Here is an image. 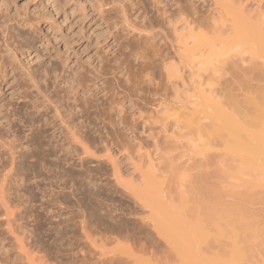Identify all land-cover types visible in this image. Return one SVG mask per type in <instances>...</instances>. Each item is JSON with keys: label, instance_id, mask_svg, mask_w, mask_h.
Listing matches in <instances>:
<instances>
[{"label": "rangeland", "instance_id": "374dc122", "mask_svg": "<svg viewBox=\"0 0 264 264\" xmlns=\"http://www.w3.org/2000/svg\"><path fill=\"white\" fill-rule=\"evenodd\" d=\"M186 1L187 0L185 1L183 0V2H186ZM193 1L195 3V4L193 3L195 6H198L200 4V1L198 0L197 1L193 0ZM206 1H205L206 3H204L206 4V7L204 5L203 9L207 8L208 4H210L211 2L210 0H206ZM248 1L249 0H247L246 2ZM1 2L3 3L5 2L7 8L9 6L8 10H10V14L16 11L14 14L19 12L20 15H24L25 13V15L27 14L26 16L29 15L28 17H31L30 14L32 13L34 14L32 15V17L34 18V16L35 17L37 16L35 15V12L41 11L39 13H36L39 16L41 14L40 16L41 18L37 17L39 18V23L35 25L36 27L33 26L32 27L33 29L28 28V27H23L24 29L19 28V32L21 31L20 33H23L22 34L23 37L25 36L31 39L30 44L32 43L31 45H34L29 50L31 52L30 53L31 56L26 57L24 60H22L23 59L22 57L21 58L19 57V58L20 60H22L21 62H23V64L24 62H26L25 65H27L28 68L30 67V69L38 70L36 74L38 78L41 77L39 81V85L41 86L42 91L47 90V93L49 92V95H51V91L53 92L57 88L55 91H56V94L58 95L57 96L58 98L56 97L55 98L56 100L58 99L57 101H59L60 98L61 99L59 102H57L59 103V105L57 103L56 104L58 106H61L63 104L66 107L64 108V106H62L60 110L61 111L65 110V113H64L66 115L65 119L67 120L68 123L72 122L69 124V127L70 125L75 126L74 123L76 122H77L76 123L77 126L75 127H77L78 129L83 127L81 128L83 131L82 133L75 127H74L75 129L73 130L74 134L76 130L81 133L80 134L79 132L78 133L76 132V134H78L79 136L84 135L83 137L82 136L79 137L76 134L75 136L74 135L73 136L75 138L76 136H78L77 138L83 141V143L87 146V149H86L87 152L82 153V148H81L82 145L81 146L77 145V143L80 141L78 139H77L78 140L77 143L74 141L75 140L74 139L73 141L75 142V144L73 142L71 145L72 140L70 142L69 137H71L70 139L74 138L73 136H70L71 133L73 134V132L70 130V129H73V127L72 128L70 127L69 129L70 134L68 133L69 134V135L67 134L68 136L64 134L65 132H68L67 131L68 129L62 131L63 126L64 128L66 127L60 122H59V125L61 124V127L58 125V122H53L52 124L42 126L41 128L39 127L36 128L39 131V133L43 130L42 131L43 133L41 132L42 135L40 134L42 138L39 140V143L38 142L34 143L36 146L33 144L32 140L30 139L28 140L27 142L28 146L23 147V149L21 150L24 156L26 154L27 155L24 157L22 154L20 157V160H19V157L16 159V166H19V167L22 166V167L19 168L14 165L15 169L16 168L17 169L14 173H11V174L13 175L17 174V175L15 177L13 175H10V178H9L10 180H13V182L10 181L11 183L10 182L9 183L14 185V191L16 193H13V194L14 195L16 194V195L14 196L12 194L11 196L13 197L8 196L7 197L8 201L6 199H4L6 201L4 200L2 201L3 203L5 202V204L7 205L2 203V206H0V264H96V263L97 264H100V263L101 264H104V263L105 264L106 263L107 264H118L117 263L118 260H119V263L121 262L124 264H128L130 262L132 263V261L135 260L136 258L140 260L142 259L143 261L149 258L148 261H145V263H143V261L141 263V261L137 259L136 264H152L149 262V260L152 261L154 264L156 263L159 264L160 261L164 259L161 257L162 255L161 252L163 251L166 253L168 246L171 247L170 249L172 252L170 251L169 248H168V251L173 254H176V257L178 256L177 259L180 258L182 255H184L185 253L184 249L185 248L187 249V247L191 248L190 250L192 251L193 249L194 251L197 250L196 252L199 253L198 252L199 248H197L199 247L197 246L199 243L198 242L199 237L196 236L195 238L196 231H194L195 229L193 230L192 228L194 227V225L189 226L188 221L186 222V220L184 221H181V220H182V217L183 219L185 218V219L190 220L192 219V216L194 215V214L192 215L189 210H188L189 212H187V210H185L184 208H190V210L191 208H193V210H195L194 207L197 208L198 206H200L199 202L201 201H203V204L204 202L205 203L210 202L214 204L215 203L214 201L215 200L217 201V198H214L215 200L214 199L212 200L210 198L209 200L208 199L201 200V197H204V195L202 196L201 194L196 192L194 190L195 188L194 185L191 184V182L193 184L195 183L193 181V178H194L193 176H195V173L197 174L198 171L202 172L201 170H203V168L204 169L206 168L205 169L206 173L204 172L205 175L204 173L202 174V176L203 175L205 176L204 178L205 180H202L201 185L206 186V184H208L210 181L211 182L213 181L212 184L213 183L216 184V186L215 185L214 186H215V189L216 188L218 189V192H217L218 200L222 202L221 206H223L224 208L229 206L228 208L224 209V211L226 210L225 211L226 214L229 213L227 214V216L229 215L231 218L230 219L231 222H233V224H230L231 228L235 226L237 233H239L241 237L242 236L247 237V240L245 241H243L241 237H239L241 240L239 239L238 245H239V250L241 249V246L242 247L245 246L244 249L240 250V252L242 253V250L245 252L247 249L248 252L247 253L245 252V253H246V256L248 257L246 259L245 253H242V258H240V262L239 260H237L235 263L236 264H264V262L262 261L264 260V171H258V170H255L253 166L252 167L248 166L251 163L246 162L245 164H243V162L245 161L243 160L242 162V159H240L241 153L237 151H235L236 153L235 152L230 153V151H228L229 148L226 147L225 144L223 143L221 144L219 142L217 138V134L215 135V132H214L215 129L212 128L213 126L211 127L210 125L206 126L207 125L206 123L211 122V121L213 122L214 119L216 118L215 116L216 111L214 108L215 105L213 104L211 96L209 95V90L217 87L215 81H208V82L205 81V84H203L202 83L203 80H201L202 86L199 84L200 87L195 86L194 85L195 83H193L194 89L191 85L192 83L189 86V83L186 82V85H184L185 87L182 85L181 86L185 90L187 91L189 90V92L183 90L182 87L181 89L179 86L181 90L178 91L179 93H177V95L173 89L171 90V88L170 89L168 88L167 89L168 91L166 89L165 90L162 89V93H163V90L166 91V94H165L166 95L165 97L167 99L166 101H168V99L170 98L169 101L171 103L168 101L169 103H166L167 106H169L170 108V106L173 105L171 106V109L167 111V114L163 116H161L163 114L162 113L163 108H161L162 110H160L161 106L159 108L158 107L154 108V106L152 105L154 104L153 100L151 101L152 103H150V100H151L150 97L157 98L159 96L151 95L152 94L151 88H153L154 86H152L153 85L152 82H151L152 84L149 83L150 82L149 80L153 78L154 82L155 81L159 82L161 87L167 85L165 83L164 74L162 70V62H160L161 59H159L161 58L159 54L161 55L163 53V51L161 53V50H164L162 46L163 42L158 41L159 36L155 38L153 37L154 35H157L158 32L162 33L164 37H167V39H174L175 37L174 31H172L173 30L172 27H170L169 24L165 23L166 22L165 16L164 14H162V11L164 9L163 0H138V1L137 0H2V1L0 0V9L4 8ZM189 3L191 4V1H189ZM257 3L258 5H261V7L264 9V0H260L259 2L254 0L249 5L248 4L246 5V9L255 10L258 6ZM190 4H189V7H190ZM244 4L245 3L241 1V6L244 7ZM194 5H191V6L193 7ZM171 8L173 9L174 7L172 6ZM174 19H173V23L171 22V24L173 25H175L174 23L176 22L174 21ZM37 25L39 26L37 27ZM178 26H179V23H177L174 27L176 28ZM178 28L180 30V26ZM149 46L150 48L155 49L158 53H154L155 51L152 49H149ZM143 47L144 48L147 47V49L145 48L146 51H144L143 53L144 55H146V58L142 54L141 56H143L145 60L143 59V61H141L142 57L139 54H141L143 50L141 51L138 49H143ZM226 48H227L228 55H242L243 57L246 56V58H247V55H249V51L251 50L250 49L251 46L248 43H234V44L227 45ZM34 49H37V50H34ZM36 54L39 55V57L41 56V58L43 59L34 58ZM253 59L255 60V58ZM40 61L44 63V65H42ZM47 63L49 64L47 65ZM41 65L54 68L55 72L57 70L58 71L55 74H53L52 71L51 72L49 71L51 73L50 76L52 75L51 77H49V75L43 74V71H44L43 69L44 68L48 69V67L42 68ZM41 70H42V75H40ZM63 71L65 72V74ZM96 73L98 77H96L97 76ZM150 73L152 74V78L151 76H149ZM208 73H210V70L207 69L206 72H203V77H205L206 74ZM72 74H75L76 79L78 77L80 78L79 82L81 86L77 87V91L75 90L76 94H78L79 96L76 95L74 91L70 93L68 96L71 99H69L67 96L64 97L65 99H62L63 97L61 96L64 94L63 86H65L64 85L65 82L63 81L66 80L68 75L71 78ZM43 75H44V78H43ZM58 75L60 78L58 77ZM11 79L12 77H10V80L8 79V81L10 82ZM93 79H95V81ZM96 82L98 85L97 88H95L94 86ZM99 85L101 86V88L99 87ZM47 87L49 91L48 89H45ZM3 88H4L5 93L6 92L7 93L3 94L4 97L3 96L0 97V99L2 97L4 98V100L3 98L1 99L3 102L0 101V105L15 101V102H12L13 104L11 103L15 108H16V106L14 105L15 103H17L16 104L17 108L22 107L20 108V110L16 108L17 110H15L16 112L15 116H17L16 118H18V116L19 118L20 116L23 118L24 115L22 114H24V109L29 105V103L26 105L20 99L14 98L16 97V95H13L12 93L13 88H10L11 90L9 89L8 86L7 87L3 86ZM139 90H141L142 92ZM181 91L184 94L181 93ZM184 91L186 92V94ZM53 93H52V96L56 95ZM159 93H161V91ZM81 94H84V97H82ZM190 94L192 96L194 94L198 96L197 98L199 101L198 103L199 106L196 107L197 109L195 108L196 111L191 116L189 114H185V111L186 113L188 112L187 111L188 108L186 106L187 104L185 103L188 100H190L188 96H190L191 99L194 98V97H191ZM11 95L13 96L12 98L13 100L11 99L12 97ZM52 96H50L52 98L51 100L55 99L54 96L53 97ZM77 96L80 100L77 98ZM66 97H67V101L65 102ZM72 97H75V98H72ZM179 97H181L182 99L181 98L179 99ZM9 99H11L12 101L10 100L9 102ZM81 99L82 100L84 99L86 102L84 100L82 101ZM129 100H131L132 102H135L136 105L134 103L133 104L135 106H133V104L131 105L132 102ZM61 101L63 103H61ZM76 101H78L79 104L83 103L82 105H84L85 103L86 105L91 106L90 104H92L91 106L92 108L90 109V107L86 108L87 106L85 107L83 106V108H85L84 110L86 111V112L84 111L85 112L84 114L82 106L80 105L81 107H79ZM144 101L147 104L144 103ZM75 102L77 106L76 104H74ZM87 102H89V104H87ZM100 102H102L103 104V105L101 104L102 106L98 104ZM93 103L95 104L93 105ZM175 103H178V104L180 103V105H177ZM97 104H98V107H97ZM67 106H69V110ZM74 106L77 108V110ZM93 106H96V108L95 107L93 108ZM178 106L180 108H178ZM50 108H52V110L50 109L49 110L50 112L52 111L51 113L53 115L54 110H53L52 105ZM70 108L71 109L73 108L72 111L75 112L74 113L75 116L73 115L72 111H71L72 113L68 112L70 111ZM81 109H82L83 114L86 117L83 116L82 112L80 111ZM18 110L20 113L18 112ZM31 110L32 109L29 108L28 111H31ZM49 110L47 111L48 113L46 112L48 116L50 114ZM21 111H23V113H21ZM181 111L184 112L185 114L184 116L181 114ZM197 111H200L199 112L200 114H198ZM3 112L6 113V111L4 110ZM40 112H42L41 114H43L42 108L40 109ZM174 112L175 113L177 112V113L174 114ZM46 113L44 112L43 116H45ZM76 114H79V116H77ZM88 114L89 115L91 114V115L87 116ZM180 114L182 115V117L178 116ZM204 115H206V117ZM187 116L193 117V118H195L196 116V120L200 118L199 120L203 122L202 124L204 125L206 124L205 127L204 128L200 127L202 129L196 128L197 130L193 129L195 126H190V124L188 125V119L186 121ZM74 117L77 120H75ZM81 117H84V118H81ZM89 117H91V119ZM6 119L8 120V118ZM0 121H1L0 124L2 122L4 123L6 122L4 117H0ZM201 121L199 122L201 123ZM13 122L14 123H10V124L11 126L14 125V127L12 126V128L17 129V134L19 133V136H23V134L25 135L27 134L28 136L30 134L28 138H31L32 131L30 129L28 130V127L22 126L23 124L20 123V121L18 120H16V123L18 124H16L15 121ZM4 123L3 125L2 124L0 125V128L1 129L3 128L6 131V129L9 128V127L7 128V126L8 125L10 126V124H7V123L4 124ZM80 123L82 124L80 125ZM95 125L96 127H94ZM186 125L188 128L186 127ZM59 127H60V130H59ZM4 130H1L0 132L2 131L5 132ZM99 130H102V131L100 132ZM61 131L64 133H62ZM98 133L100 136L98 135ZM80 143L81 141L79 142V144ZM32 145H34L35 147ZM74 146L75 148H73ZM77 156H82L83 161L82 162L78 161L79 157ZM79 164L80 166L82 165L81 168ZM202 164H204L205 166ZM188 166L191 169H189ZM194 166L195 167L197 166V167L195 168ZM198 166H200L202 169L200 170V167H199V170H198L197 169ZM6 168L8 169L9 166ZM13 171L14 169L12 168L11 172ZM140 171H142V173ZM145 171L150 172V173L148 172L149 174L148 176L145 173ZM143 172L145 175H143ZM86 174L88 175V177ZM140 174L143 176H141ZM11 176L13 177V179ZM58 176L60 177L58 178ZM66 176L67 178H65ZM151 177L152 178L155 177V179L154 178L150 179ZM14 178L16 180L18 179L20 180L19 181L20 185H17V183L16 184L14 183V181H16L14 180ZM207 178L208 179L211 178V180L208 181ZM23 179L26 181H24ZM59 179L62 181H59ZM146 179L149 180L150 182H148ZM157 180L160 181V182H157L156 184L157 186H155V187H158L157 192H159V196H160L159 198L156 197L158 193L156 192V188L153 187L154 186L153 184H155L156 183L155 181ZM145 181H147L148 183L147 185L144 184L146 183ZM206 181H208V183H206ZM251 181H253L252 184L255 183V185H253L254 187L252 186V184L250 186L249 183H251ZM131 182L133 183V185ZM128 183L131 184L130 189L132 190L129 189ZM137 183H138V186L136 185ZM123 184L125 186H121ZM141 184L144 187L145 186L148 187L150 190L146 189V187L144 188L143 186H141ZM212 184H210V186L214 188ZM122 187L123 188L125 187L124 188L125 190ZM142 187L146 191L147 190L151 191V193L149 192V194L147 195L148 192L144 191ZM189 187L192 189H190ZM139 188L142 189L143 193H141V190ZM188 188L190 189L189 191L192 192L190 193L193 195L189 194ZM126 189H128V191ZM138 189L140 190V192L138 191ZM19 191L22 197L19 196V193H18ZM136 191L138 192L137 194L138 197H139V193L143 194V197L142 195H140L141 196L139 197L140 199L142 198H144L145 200L151 199L150 201L153 200V202L157 200L160 201L161 204L159 203V205L157 204L158 201L154 202L155 204L152 203L154 205L156 204L158 205L156 206L158 207V209L156 210L154 209L155 207L153 205L150 206L151 202L148 203L147 201H145V204L148 203L146 204L147 208L153 207L151 209H154L153 210L154 212L158 210L157 211L158 213L156 212L158 216L156 214V217H159V214L163 215L164 213H166L165 215H163L164 218L166 217L165 219L163 218V216H161L162 218L160 217L159 219L162 227H164L163 226L164 224L166 227L165 229H170V228L171 229H182L183 227L182 225L186 224L185 226H188V227L184 229L185 234H187L188 231H191V233L190 232L188 233L190 237L187 236V239H185L186 237L184 239L182 238V240L179 239L183 242L178 241L177 239L176 241H173L172 244H169V245L168 244L166 245L162 243V241L155 239L156 238L155 234L150 232L149 230H146V227L142 226V223L139 220L138 216L139 215L141 216V214L144 215L142 212H145L146 214V211L148 212L149 209L144 210L146 208L144 207V205H141L142 201L144 200H140L141 201L140 202L138 197H137L138 200L134 199L137 196L135 195L137 193ZM193 191H195V193ZM130 194H132L133 196L135 195V197H133ZM23 195L25 196L23 197ZM194 195H198L200 198L198 196L197 197L200 200L198 201V198ZM130 196H132L133 199L130 198ZM179 196L180 198H178ZM187 196H189L192 199H193V196L194 198L196 197L195 201L199 205L195 204L196 202L191 201L192 200L191 199L190 205L193 206V204H195L196 206L194 207H191L189 205L186 206V204H188L189 202L188 203L186 202L185 204V201H189L187 199H190L189 197L187 198ZM169 197L172 198V200H168ZM182 197H184V199H182ZM239 197H242V198L244 197L245 199L244 198L242 199ZM20 199L22 201H19ZM179 199L180 200L182 199L181 202L185 204V207L183 208L180 207L181 205L178 203L180 202ZM134 200H137V204L139 202L140 204L137 205L136 202H133ZM161 200L165 201V203L162 202ZM236 200L237 202L239 200H240L239 202L242 201V203L239 204L238 202V204L241 206L243 205L244 207L243 209L246 211L245 215L242 212L241 214L246 216V213H247L248 216H250V218L247 216L249 219H247L246 217V221L249 220V222H247V226H245L246 224L244 226H241L245 222H242V221L239 222V218L242 216L240 215V213H239L240 215L239 218L237 216L235 217L238 211L242 209V208L239 209V207L238 208L235 207L237 205ZM168 201L170 204H167ZM227 201H232V202L235 201L236 205L233 204L234 207L232 206V208H230L231 202L226 203ZM21 202H23V204ZM77 203H78V206H77ZM217 203L220 205L219 201ZM162 204H163L162 208H159V206H161ZM173 204L174 205L177 204L178 206L177 205H175L176 207L172 206ZM203 204L201 202V206H200L201 208ZM4 205L7 206V210L6 208H4L5 210L1 208V207H4ZM140 205H141L140 209L137 208ZM141 208L143 209L141 210ZM199 208L196 209L197 210L196 212H199L198 211ZM233 208H235V210ZM236 209L237 210L239 209V210L237 211ZM174 211H176L175 213L178 214L177 215L178 217L174 215L175 214L173 213ZM235 211H237V213L234 215ZM136 212H138V216ZM232 212L233 214H231ZM135 213L138 219H136V216L133 215ZM130 214L132 216H130ZM179 214L181 217H179ZM149 215H151V213ZM133 216L135 217L134 220H136V222L139 221L140 223L139 222L136 223L133 220ZM253 217L255 218L257 223H255L256 221H254ZM101 218L102 219L104 218V219L102 220ZM226 218L227 217H224L222 220H220L222 221L220 223V226L221 224L222 226H228L227 221L229 219L226 220ZM257 218L259 221L257 220ZM161 219H163L164 222L161 221ZM176 219L177 221H175ZM82 220L84 221V222H81V225L83 224L82 225L83 228L82 227L80 228V224L78 223H80V221ZM230 220L228 222H230ZM241 220L244 221L243 217H241ZM194 221L195 220H193L192 222ZM252 221H254L255 226H256L254 227L257 230L258 229L260 230V227L262 228L260 232L256 231L255 229V231L258 232L255 234V232L252 231L251 226L253 225L251 224H254ZM119 222L120 224H117ZM86 224L88 225V227L86 226ZM141 226L142 228H140ZM85 227L87 228V230H85L86 232L90 229L89 230L90 232H87V236L89 235L88 233H90L89 235L90 238L87 237L86 234H85L86 237H84L83 236L84 234H82V231L86 229ZM244 227H247V229ZM136 228H138L139 230L142 229L141 230L142 232ZM81 229L83 230L80 231ZM209 229L210 231L212 230L210 226H209ZM245 229L247 230V232ZM192 230L194 231V233ZM118 231H120V233ZM146 231H148V233ZM210 231H208V238L210 237L212 240V237L214 236L213 235L214 230L213 232H210ZM220 232H219L220 233L219 235L215 234L216 236H218L219 239L222 238L221 236L222 233H225L222 231ZM144 234L145 235L148 234L149 237L148 236L144 237ZM249 234L251 236L250 241H248V238L250 237ZM104 235L106 238L109 237L110 239L106 240L103 237ZM120 235H122V237ZM227 235H229V233H227ZM151 236L154 239V240L151 239V241L153 240L152 242H154L152 243L153 245L151 244L150 240H149L150 242L149 241L147 242V240L150 239ZM230 236L231 235H229V237ZM142 237L144 239L148 238L145 240L147 244L144 243V239ZM193 238L197 241H194ZM90 239H91V242H89ZM116 239H119V240L117 241ZM223 239L224 238L219 240L221 241L220 243H223ZM110 240L112 241L110 242ZM155 240L157 241L155 242ZM185 240L190 242V243L188 242L189 246L188 244H185L184 242ZM213 240L215 241V239ZM105 241L107 242L109 241V242L107 243ZM119 241L123 243L124 246L123 244L118 243ZM225 241L227 244L228 243L227 240ZM215 242H213V245L215 244ZM229 242L231 243V241ZM125 243L127 244L125 245ZM142 243L146 245L145 248H144L145 246L144 244H143V247L141 246ZM183 243L186 247H183L184 246L182 245ZM200 243L202 244L203 242L200 241ZM210 243L212 244V241ZM230 243L228 244V246H226V244L224 243L223 244L224 246H226L227 249H230L232 247V246L229 247L230 245H232V243L231 244ZM247 243L251 244L249 245V248L247 247L248 246ZM163 244L166 246V251L164 249V246H162ZM205 244H208V246ZM205 244H204L205 247H207L210 251L212 247L210 248L211 245H209V242ZM223 244L216 243V246L215 245L213 246L214 252L210 251V253L211 252L215 253L216 251L215 249L218 248V245H223ZM252 245H253V251L251 254V251L249 253V249L252 247ZM140 246L142 247V249ZM156 246H159L157 247L159 248V250H157L159 252H160V248H162L160 253L156 251L155 249ZM118 247L120 249H118ZM127 247L129 248L126 249ZM205 247L202 245V248H205ZM181 248L183 249V251ZM207 248L205 249L207 250ZM122 249L126 250V252H124ZM151 249L152 251H154L152 255L153 258H151V252H152ZM219 249L220 248H218V250ZM223 249H220V251H221V254L224 255V252H222L224 251ZM98 250L100 252H98ZM127 250L130 252H128ZM148 250H150L151 252ZM218 250H217V253H218ZM105 251L111 252V253L106 254ZM203 251L204 250L202 249L201 252L203 253ZM122 252L124 253L123 255H122ZM127 252L129 254L128 255L126 254L127 255L126 256L125 253ZM132 252H135V254L134 253L132 254ZM208 252L206 253L208 254ZM155 253L156 254L158 253L157 254L158 256ZM171 253H170L171 258H174L175 260V256L173 257L172 256L173 254L171 255ZM144 254L146 255V257ZM132 255H134V257ZM225 255H228V251H227V254ZM114 256L117 258H115ZM109 257H111L110 258L111 262L109 261L110 263L108 262ZM113 257H114L113 259L114 261L112 260ZM155 257L156 258L161 257L160 258L161 260L159 259L160 260L159 261ZM101 258L103 259V261H105V258H108V260L106 259V261L102 263L100 262L102 261ZM177 261L170 260L171 264L172 262L176 263ZM216 262L217 261H215V264H217ZM133 263L135 264V261ZM166 264L168 263L166 262Z\"/></svg>", "mask_w": 264, "mask_h": 264}, {"label": "bare ground", "instance_id": "6f19581e", "mask_svg": "<svg viewBox=\"0 0 264 264\" xmlns=\"http://www.w3.org/2000/svg\"><path fill=\"white\" fill-rule=\"evenodd\" d=\"M2 1V0H1ZM138 1V0H137ZM164 1V3H163V5H164V9H163V11H162V14H164V16H165V23H167V24H169L170 25V27H172V31H174V39H167V37H164L163 36V34L162 33H159L158 32V34L157 35H154V33H153V35H154V37L153 38H155V37H157V36H159V40L158 41H160V42H163V44H162V46H163V49L164 50H161V53H162V51H163V53L160 55L159 54V56L161 57V58H159V59H161V61L160 62H162V70H163V74H164V79H165V83L167 84V85H165V86H163V87H161L160 86V83L159 82H154V80H153V78H152V74L150 75L149 74V76H151V78L152 79H150L149 81V83H153V85L152 86H154L153 88H151L152 89V96H156V95H158L159 97H157V98H152V97H150V103H152L151 101L153 100V102H154V104H152L153 106H154V108H159L160 106V110H162L161 108H163V111H162V115L161 116H163V115H165V114H167V111L168 110H170L171 109V106H173V105H171L170 106V108H169V106H167V104L166 103H169L170 101H169V99H168V101H166L167 99H166V91H164L165 89L167 90L168 88L170 89L171 88V90L173 89L175 92H176V95H177V93H179L178 91H180L183 87L182 86H184V85H186V82L187 83H189V86H190V84L192 85V87H193V89H194V86H193V83H195L194 85L195 86H199L200 87V85L202 86V84H201V80H203L202 81V83L203 84H205V81L206 82H208V81H215V83H216V85H217V87H215V88H212V89H210L209 90V95L211 96V99H212V101H213V104L215 105V116H216V118L214 119V121L212 122H208V123H206L205 125L206 126H209L210 125V127L211 126H213L212 128H214L215 130H214V132H215V135L217 134V138H218V140H219V142L222 144H225L226 145V147H228L229 148V150L228 151H230V153H233V152H235V151H237V152H239V153H241V157H240V159H242V162H243V160L245 161V162H243V164H245L246 162L247 163H251V164H253V165H251V164H249L248 166H250V167H252L253 166V168L255 169V170H258V171H264V9L261 7V5H258V3H257V8L255 9V10H247L246 9V5L248 4H250L251 2H253L254 0H249L248 2H246L247 0H210L209 2H210V4H208V6H207V8H204L203 9V7H204V5H205V7H206V4H204V3H206L207 1L206 0H198V1H200V4L198 5V6H195L194 4V1L193 0H189V1H191V4L189 3V1H188V3L190 4V7H189V4L187 3V1L186 2H183V0H163ZM171 1V2H170ZM185 1V0H184ZM197 1V0H196ZM195 1V2H196ZM206 1V2H205ZM241 1L242 2H244L245 4H244V7L243 6H241ZM257 2H259L260 0H256ZM6 2V1H5ZM4 2V3H5ZM2 3V5L4 6V8L2 9H0V97L1 96H3V94H6L5 93V91H4V88H3V86L5 87H9V89L10 88H13V90H12V93H13V95H16V97H14V98H16V99H20L21 101H23V103L24 104H28L29 103V105L24 109V114H22V115H24V117L22 118L21 116H20V118H19V116H18V118H16L17 116H15L16 115V112H15V110H17V109H19L20 110V108H22V107H20V108H17V103H15L14 105L16 106V108L12 105L13 103L12 102H15V101H12L13 99V96L11 97V99H9V102H10V100L12 101L11 103H5V104H1L0 105V117H4L5 118V121L7 120L6 118H8V120L5 122V123H7V124H10V123H14L13 121H15V123H16V120H18V121H20V123H22L23 125L22 126H26V127H28V130L30 129L32 132H31V134H32V136H31V138H28V136L30 135H28L27 136V134L25 135V134H23V136H19V133L17 134V129H14V128H12V126L14 127V125H12L11 126V124H10V126L8 125L7 126V128L8 129H6V131L2 128H0V131L1 130H4L5 132H0V206H2V201L4 200V199H8L7 197L8 196H11L13 193H16L15 191H14V185L13 184H10L11 182H13V180H10L9 178H10V175H13V174H11V173H14L15 171H16V169H15V166H16V159L19 157V160H20V157H21V155L23 154L22 153V149H23V147H27L28 145H27V142H28V140L30 139V140H32L33 141V144L34 143H39V140L42 138V133L40 132L39 133V131L36 129L37 127H39V128H41L42 126H45V125H49V124H52L53 122H58V125H59V122L61 123V124H63V125H65V127L66 128H64V126H63V130L62 131H64V130H66V129H68L67 131L68 132H62V133H64V134H68L69 133V129H70V127L72 128L73 127V129H70L72 132H73V130L75 129V128H77V127H75V126H77L76 125V123H74L75 124V126L73 125H70V127H69V124L70 123H72V122H70L69 120V122L70 123H68L67 122V120L65 119V117H66V115L64 114L65 113V110H63V111H61L60 110V108L62 107V106H64L63 104L61 105V106H58L59 105V103H57V102H59L60 101V99H59V101H57L56 100V98H58L57 96V94H56V87H54V88H56L53 92L51 91V95H49V92L47 93V90H45V91H42L41 90V86L39 85V81H40V78H38L37 77V74H36V72L38 71V70H34V69H30V67L28 68V66L27 65H25V63L26 62H24V64H23V62H21L22 60H24L26 57H29V56H31L30 55V48H32V46H34V45H31L30 44V40L31 39H29L28 37H23V33H20L19 32V28H23V27H28V28H31V29H33L32 27L33 26H35L36 24H38L39 23V18H41L40 16H41V14H40V16L38 15V14H36V13H39V12H41V11H39V12H35V15H37L36 17L34 16V18L32 17V15H34V14H30L31 15V17H28V16H26L25 15V13H24V15H20L19 14V12H17L16 14H14L15 12H12V14H10V10H8V8H9V6H8V8H7V6H6V3H5V5H4V3L3 2H1ZM170 3V4H169ZM194 3V4H193ZM8 4V3H7ZM169 4V5H168ZM9 5V4H8ZM168 5V6H167ZM175 5V6H174ZM191 5H194L193 7L191 6ZM201 5V6H200ZM2 6V7H3ZM174 7L173 9L171 8V7ZM171 8V9H170ZM263 9V10H262ZM33 10V9H32ZM39 10V9H38ZM44 10V9H43ZM106 12V11H105ZM108 12V11H107ZM21 13V12H20ZM43 13V12H42ZM102 13V12H101ZM100 13V14H101ZM22 14V13H21ZM44 15V14H43ZM42 15V16H43ZM37 17H39V18H37ZM44 17V16H43ZM45 18V17H44ZM43 18V19H44ZM175 18V19H174ZM173 19H174V21H176L174 24L176 25L177 23H179V26H180V30H179V26L178 27H174L175 25H173V24H171V22L173 23ZM34 21V22H33ZM173 25V26H172ZM39 25H37V27H38ZM36 27V26H35ZM34 27V28H35ZM174 27V28H173ZM41 28V27H40ZM24 29V28H23ZM177 29V30H176ZM30 30V29H29ZM178 31V32H177ZM23 32V31H22ZM144 41H146V40H144ZM143 41V42H144ZM116 43V42H115ZM147 43V42H146ZM234 43H248V44H250V46H251V50L249 51V55H247V58H246V56L245 57H243L242 55H228L227 54V48H226V46L227 45H230V44H234ZM145 45V44H144ZM148 46V45H147ZM252 46H254V47H252ZM146 49H147V47H145ZM145 48L143 47V49H138V50H143L142 52H141V54H139L140 56L144 53V51H146L145 50ZM149 49H152V48H150V46H149ZM34 50H37V49H34ZM33 50V51H34ZM152 50H154L155 52L154 53H158L155 49H152ZM32 51V52H33ZM140 52V51H139ZM151 53V52H150ZM154 53H152V54H154ZM148 54V53H147ZM144 55V54H143ZM156 55V54H155ZM225 55V56H224ZM227 55V56H226ZM248 56H249V58H248ZM22 57L23 59L22 60H20V58ZM142 58H141V61H143V56H141ZM144 57L146 58V55H144ZM155 57V56H154ZM34 58H41V56L39 57V55H35L34 56ZM253 58H255V60H257V61H255ZM41 59H43V58H41ZM155 59V58H154ZM145 60V59H144ZM156 60V59H155ZM43 61V60H42ZM149 61V60H148ZM41 62V61H40ZM39 62V63H40ZM48 62V61H47ZM42 63V62H41ZM40 63V64H41ZM46 64V63H45ZM49 63H47V65H48ZM122 64V63H121ZM144 64V63H143ZM145 64H146V62H145ZM148 64V63H147ZM151 64V63H150ZM42 65H44V63H42ZM41 65V66H42ZM52 65V64H51ZM56 65V64H55ZM62 65V64H61ZM27 66V67H26ZM123 66V65H122ZM144 66V65H143ZM147 66H149V65H147ZM43 67H46V66H42V68ZM48 67V66H47ZM46 67V68H47ZM215 67H217V68H215ZM150 68V67H149ZM49 69V70H48ZM48 69H43L44 71H43V74H45V75H49V77H51L50 76V72L52 71L53 72V74H55L56 72H55V70H54V68H51V67H48ZM56 69H58V68H56ZM63 69V68H62ZM146 69V68H145ZM207 69L208 70H210V73H208V74H206V78L205 77H203V72H206L207 71ZM147 70H149V69H147ZM50 71V72H49ZM41 73H40V75H42V70L40 71ZM64 72V71H63ZM67 72V71H66ZM61 73V72H60ZM64 74H65V72H64ZM63 74V75H64ZM185 74H186V76H185ZM39 75V74H38ZM61 75V74H60ZM96 75H97V73H96ZM56 76V75H55ZM55 76H53V77H55ZM10 77H12V79H11V81L9 82L8 81V79L10 80ZM57 77V76H56ZM58 77H59V75H58ZM65 77H67V76H65ZM95 77V76H94ZM96 77H98V75L96 76ZM95 77V78H96ZM185 77H187V78H185ZM43 78H44V75H43ZM60 78V77H59ZM70 77H69V75H68V77L66 78V80H64L63 82H65V86H63L64 87V89H63V93L65 94H63L61 97H63L62 99H65L64 97L65 96H69V94L70 93H72V92H74L75 90L77 91V87L78 86H81V84H80V78H79V80H78V78L76 79V76H75V74H72V76H71V78L69 79ZM147 78V77H146ZM55 79H57V78H55ZM65 79V78H64ZM97 79V78H96ZM149 79V78H148ZM51 80V79H50ZM60 80V79H59ZM94 81H95V79H93ZM14 83H16V84H14ZM42 83V82H41ZM62 83V82H61ZM151 83V84H152ZM3 84V85H2ZM58 84V83H57ZM94 84V83H93ZM200 84V85H199ZM52 85V84H51ZM182 85V86H181ZM188 85V84H187ZM94 86H95V88H97L98 87V85H97V82L94 84ZM179 86H180V88H179ZM45 87H46V85H45ZM50 87V86H49ZM52 87V86H51ZM61 87V86H60ZM99 87L101 88V86L99 85ZM185 87V86H184ZM94 88V89H95ZM178 88H179V90H178ZM45 89H48V87L47 88H45ZM53 89V88H52ZM162 89H164L163 90V93H164V95H163V93H162ZM187 89V88H186ZM11 90V89H10ZM32 90V91H31ZM34 90V91H33ZM59 90V89H58ZM183 90H185L184 88H183ZM48 91H49V89H48ZM76 91L74 92L75 94H76ZM82 91V90H81ZM139 91H141V90H139ZM161 91V93H159ZM168 91V90H167ZM185 91H187V90H185ZM184 91V92H185ZM83 92V91H82ZM142 92V91H141ZM150 92H151V90H150ZM187 92H189V90L187 91ZM195 92V91H194ZM9 93H11V92H9ZM52 93L53 94H56V95H53L54 96V98L55 99H53V100H55V101H53V100H51L52 98L50 97V96H52ZM58 93V92H57ZM62 93V92H61ZM79 93V92H78ZM173 93V92H172ZM181 93H183L182 91H181ZM174 94V93H173ZM184 94V93H183ZM185 94H186V92H185ZM76 95H78V94H76ZM82 95V97H84V94H81ZM149 95H150V93H149ZM167 95H169V94H167ZM191 95V94H190ZM6 96V95H5ZM41 96V97H40ZM52 96V97H53ZM60 96V95H59ZM79 96V95H78ZM78 96H77V98H78ZM188 96V95H187ZM4 97V96H3ZM2 97V98H3ZM67 97H66V100H65V102L67 101ZM76 97V96H75ZM75 97H72V98H75ZM172 97H174V96H172ZM189 97V99L190 100H188L187 102H185L186 104V106H187V108H188V112L186 113V111H185V114H189L190 116L192 115V114H194L195 113V111H196V107H198L199 106V101H198V96H196L195 94L192 96L191 95V97H194V98H190V96H188ZM1 98V99H2ZM7 98V97H6ZM69 98V97H68ZM140 98V97H139ZM138 98V99H139ZM168 98V97H167ZM181 97H179V99H180ZM185 98H187V97H185ZM197 98V99H196ZM0 99V101H2ZM15 99V100H16ZM69 99H71V98H69ZM68 99V100H69ZM79 99V98H78ZM85 99V98H84ZM83 99V100H84ZM182 99V98H181ZM3 100H4V98H3ZM6 100V99H5ZM80 100V99H79ZM82 100V99H81ZM82 100V101H83ZM142 100V99H141ZM184 100V99H183ZM62 101H64V100H62ZM61 101V103H63ZM70 101H72V100H70ZM69 101V102H70ZM74 101H75V99H74ZM85 101V100H84ZM129 101H131V100H129ZM186 101V100H185ZM3 102V101H2ZM7 102V101H6ZM77 103H78V101H76ZM76 102L74 103V104H76ZM86 102V101H85ZM98 102V101H97ZM132 102V101H131ZM176 102H178V101H176ZM58 105H57V104ZM91 103V102H90ZM135 104V102H132L131 103V105L132 104ZM144 103H146L145 101H144ZM171 103V102H170ZM68 104V103H67ZM67 104H65V105H67ZM73 104V105H74ZM83 104V103H82ZM82 104H79L78 103V106L79 107H81L82 106V109H83V112L85 111L84 109L85 108H83V106L85 107V106H87L86 108H88V107H90V109L92 108L91 106H92V104H90L91 106H88V105H86L85 103H84V105H82ZM87 104H89V102H87ZM95 103H93V105H94ZM98 104H102V102H100V103H98ZM98 104H97V107H98ZM133 104V106H135ZM147 104V103H146ZM175 104H177V105H180V103L178 104V103H175ZM182 104V103H181ZM51 105H52V107H53V112H54V114L52 115V111L50 112V110H52V108H50L51 107ZM70 105H71V103H70ZM81 105V106H80ZM103 105V104H102ZM101 105V106H102ZM144 105V104H143ZM169 105V104H168ZM76 106H77V104H76ZM190 106V107H189ZM71 107V106H70ZM73 107V106H72ZM75 107V106H74ZM96 108V106H93V108ZM130 107H132V106H130ZM177 107V106H176ZM29 108H31L32 110L31 111H28L29 110ZM42 108V111H43V114H41L42 112H40V109ZM64 108H66L65 106H64ZM67 108H68V110H69V106H67ZM76 108V107H75ZM178 108H180L179 106H178ZM196 108V109H195ZM22 109V110H23ZM50 109V110H49ZM73 109V108H72ZM72 109L70 108V111H68L67 109V111L69 112V113H72L73 111H72ZM79 109V108H78ZM82 109L80 110L81 112H82ZM99 109H101V108H99ZM176 109V108H175ZM174 109V110H175ZM183 109V108H182ZM186 109V108H185ZM3 110L4 111H6V113L5 112H3ZM19 110H18V112H19ZM49 110V112H50V114H49V116H48V111ZM76 110H77V108H76ZM75 110V111H76ZM87 110H89V109H87ZM104 110V109H103ZM102 110V111H103ZM159 110V109H158ZM157 110V111H158ZM184 110V109H183ZM66 111V112H67ZM72 111V112H71ZM98 111V110H97ZM178 111V110H177ZM44 112L46 113V115L45 116H43L44 115ZM81 112H80V114H81ZM83 112H82V114H83ZM86 112V111H85ZM85 112H84V114H85ZM140 112V111H139ZM200 111H197V113L198 114H200L199 113ZM20 113V112H19ZM21 113H23V111H21ZM74 113L75 112H73V115H74ZM90 113V112H89ZM103 113V112H102ZM141 113V112H140ZM177 113V112H176ZM175 112H174V114H176ZM179 113H180V111H179ZM196 113V114H197ZM18 114V113H17ZM82 114H81V116H82ZM83 114V116H85ZM181 114L184 116L185 114H184V112H182L181 111ZM178 115V116H181L182 117V115ZM72 115V114H71ZM77 116H79V114H76ZM91 115V114H90ZM89 114L87 115V116H90ZM93 115V114H92ZM43 116V117H42ZM75 116V115H74ZM98 116V115H97ZM198 116V115H197ZM205 117H206V115H204ZM86 117V116H85ZM177 117V116H176ZM181 117H179V118H181ZM204 117V118H205ZM75 118V117H74ZM80 118V117H79ZM81 118H84V117H81ZM90 119H91V117H89ZM97 118H99V117H97ZM202 118H203V116H202ZM201 118V119H202ZM1 119H3V118H1ZM187 119H188V125L190 124V126H195L193 129H196V128H200V127H202V128H204L205 127V125L204 124H202L203 122L201 121V120H199L200 118H198L197 120H196V116H195V118H193V117H188L187 116V118H186V121H187ZM208 119V118H207ZM55 120H57V121H55ZM75 120H77L76 118H75ZM86 120V119H85ZM178 120V119H177ZM176 120V121H177ZM2 121V120H1ZM0 121V122H1ZM96 121V120H95ZM175 121V122H176ZM199 121H201V123L199 122ZM87 122V121H86ZM3 123L4 122H2L1 124L3 125ZM4 123V124H5ZM84 123V122H83ZM210 123V124H209ZM211 123H212V125H211ZM0 124V125H1ZM16 124H18V123H16ZM54 124H56V123H54ZM61 124L59 125L60 127H61ZM79 124V123H78ZM82 123H80V125H81ZM86 124H88V123H86ZM79 125V126H80ZM204 125V126H203ZM5 126V125H4ZM4 126H2V127H4ZM78 126V127H79ZM84 126V125H83ZM104 126V125H103ZM51 127H52V125H51ZM60 127H59V130H60ZM75 127V128H74ZM85 127V126H84ZM87 127V126H86ZM94 127H96V125L94 126ZM186 127H187V125H186ZM4 128H6V127H4ZM49 128V127H48ZM81 128H83V127H81ZM81 128H77L81 133L83 132L82 131V129ZM97 128H98V126H97ZM181 128V127H180ZM185 128V127H184ZM188 128V127H187ZM191 128V127H190ZM202 128H200V129H202ZM56 129V128H55ZM177 129V128H176ZM199 129V130H200ZM26 130V129H25ZM40 130V129H39ZM97 130V129H96ZM104 130V129H103ZM197 130V129H196ZM24 131V130H23ZM70 131V132H71ZM79 131H76L75 130V134H76V132L78 133ZM100 132L102 131V130H99ZM58 132V131H57ZM79 132V133H80ZM59 133V132H58ZM80 133V134H81ZM41 134V135H40ZM46 134V133H45ZM52 134V133H51ZM70 134V133H69ZM68 134V135H69ZM75 134H74V132H73V134L71 133L70 134V136H75ZM85 134V133H84ZM103 134V133H102ZM58 135H60V134H58ZM63 135V134H62ZM67 135V136H68ZM76 135H78V134H76ZM97 135V134H96ZM98 135H99V133H98ZM47 136V135H46ZM73 136V137H74ZM79 136V135H78ZM78 136H76V138L74 137V138H72V139H70L71 137H69V140H70V142H71V140H72V142H71V145H72V143L75 141L76 143L78 142V140H80V139H78L77 137ZM82 137L84 136V135H81ZM81 136H79V137H81ZM100 136V135H99ZM44 137V136H43ZM63 137V136H62ZM65 137V136H64ZM68 138V137H67ZM45 139V138H44ZM49 139V138H48ZM75 139V140H74ZM78 139V140H77ZM84 139H85V137H84ZM50 140V139H49ZM74 140V141H73ZM77 140V141H76ZM93 140V139H92ZM53 141V140H52ZM81 141V143L79 144V142ZM78 143H77V145L78 146H81V148H82V153H86L87 152V146L83 143V141L82 140H80ZM54 142V141H53ZM68 142V141H67ZM75 142H74V144H75ZM89 142V141H88ZM29 143H31V142H29ZM28 143V144H29ZM91 143V142H90ZM92 143H93V141H92ZM156 143V142H155ZM54 144V143H53ZM52 144V145H53ZM65 144V143H64ZM68 144H70V143H68ZM86 146V148H85V146ZM35 145V144H34ZM34 145H32V146H34ZM92 145V144H91ZM30 146V145H29ZM36 146V145H35ZM34 146V147H35ZM70 146V145H69ZM69 146H68V148H69ZM90 146V145H89ZM53 147V146H52ZM56 147V146H55ZM71 147V146H70ZM77 147V146H76ZM33 148V147H32ZM51 148V147H50ZM65 148V147H64ZM72 148V147H71ZM73 148H75V146L73 147ZM19 149V150H18ZM42 149V148H41ZM50 150V149H49ZM48 150V151H49ZM54 150V149H53ZM56 150V149H55ZM231 150H232V152H231ZM71 151H73V150H71ZM78 151V150H77ZM36 152V151H35ZM34 152V153H35ZM40 152V151H39ZM59 152V151H58ZM33 153V152H32ZM77 153V152H76ZM236 153V152H235ZM235 153H234V155H235ZM75 154V153H74ZM27 155V154H26ZM25 155V156H26ZM54 155V154H53ZM70 155H71V153H70ZM23 156H24V154H23ZM22 156V157H23ZM24 156V157H25ZM42 156V155H41ZM56 156V155H55ZM64 156V155H63ZM53 157V156H52ZM77 157H79L78 159V161H80V162H82L83 161V158H82V156H77ZM40 158V157H39ZM60 158V157H59ZM76 158V157H75ZM27 159V158H26ZM43 159V158H42ZM77 159V158H76ZM24 161V160H23ZM56 161V160H55ZM58 161V160H57ZM69 161V160H68ZM21 162V161H20ZM48 162V161H47ZM73 162V161H72ZM46 163V162H45ZM53 163H55V162H53ZM57 163V162H56ZM58 163H60V162H58ZM66 163V162H65ZM68 163V162H67ZM85 163V162H84ZM192 164V163H191ZM15 165V166H14ZM17 165H18V163H17ZM24 165V164H23ZM27 165V164H26ZM25 165V166H26ZM86 165V164H85ZM201 165V164H200ZM202 165H204V164H202ZM9 166V168L7 169L6 167H8ZM14 166V167H13ZM46 166V165H45ZM48 166V165H47ZM56 166V165H55ZM58 166V165H57ZM70 166V165H69ZM79 166H80V164H79ZM82 166V165H81ZM81 166H80V168H81ZM190 166V165H189ZM188 166V168L189 169H191L190 167ZM193 166V165H192ZM205 166V165H204ZM16 167H19V166H16ZM20 167H22V166H20ZM19 167V168H20ZM32 167V166H31ZM43 167V166H42ZM54 167V166H53ZM61 167V166H60ZM64 167V166H63ZM76 167V166H75ZM195 167V166H194ZM197 167V166H196ZM195 167V168H196ZM199 167L200 166H198V170H199ZM12 168L14 169V171L13 172H11L12 171ZM25 168V167H24ZM22 169V168H21ZM20 169V170H21ZM32 169V168H31ZM64 169V168H63ZM148 169H150V168H148ZM147 169V170H148ZM202 168L200 167V170H201ZM206 169V168H205ZM205 169L203 168V170H201L202 172H199L198 171V173L196 174L195 173V176H191L192 178H193V181L195 182L194 184L191 182V184L192 185H194V190L196 191V192H198L199 194H201L202 196L204 195V197H201V200L203 199H208L209 200V198L210 199H214V198H217V201L215 200L214 202V204L213 203H210V202H204V204H203V201H201L202 202V208L200 207L201 206V202H199L200 203V206H198L199 204L195 201V199H196V197L198 196V195H194V196H196L195 198H194V196H193V199L192 198H190L189 196H187V198L189 197L190 199H187V200H189V201H185V204H186V202L188 203V204H186V206L187 205H189V206H191L190 205V200L191 201H194V202H196L195 204H198L197 206V208H195L194 206H196L195 204H193V203H191V204H193V206H191V207H194V209L195 210H193V208H191V210H190V208H184L185 210H187V212H189L190 211V213L193 215H195V213H196V215L194 216H192V219H190V220H188V219H183V217H182V220L181 221H184V220H186V222L188 221V225L189 226H193L194 225V227H192L193 228V230L194 231H196V233H195V238H196V236H198L199 238V240H198V242L200 243V241H202L203 243L201 244L200 243V245H201V247H200V245H199V243H198V245L197 246H199V247H197V248H199V250H198V252L199 253H197L196 251L197 250H195L194 251V249H193V251L192 250H190L191 248H188L187 247V249H188V251H187V249L185 248L184 249V252L186 253H184V255H182L180 258H178L177 259V257H176V254H173V253H171L172 251H171V247L170 246H168L167 247V251H168V248L170 249V251L171 252H167L166 251V246L164 245V244H172V242L173 241H176L177 239H178V241H181L182 240V238L184 239L185 237V239H187V236H189L188 235V233L190 232L191 233V231H188L187 232V234H185V230L184 229H186L188 226H185L186 224H184V225H182L183 227H182V229H165L166 227H165V225L163 224V226L164 227H162L161 226V223H160V221H159V219H160V217L161 216H163V215H165L166 213H162L163 215H160L159 214V217H156V214L158 213L157 211H153L154 209L156 210V209H158V207H156V206H158L159 205V203H160V201H158L157 199V201H158V205L156 204V205H154L155 203L154 202H157V201H154L153 202V200L152 201H150L151 199H144V198H142V199H140L139 197H141L140 195H142V197H143V194H141V193H143V191H142V189H143V185L141 184V186H143L142 187V189H140L141 190V193H139V197H138V192L135 194V195H137L136 196V198H134V199H137L138 200V198H139V201L140 200H144V201H142V203H141V205H144V207L146 208V209H144V210H148L149 209V211L147 212L146 211V214H145V212H142L144 215H142L140 212H141V210L143 209V208H141V210H140V214H141V216L139 215L138 216V212H136L137 213V216L139 217V220H140V222L142 223V226H144V227H146V230H149L150 232H152V233H154L155 234V236H156V238L155 239H157V240H159V241H162V243H164L162 246H164V249H165V251H166V253L165 252H161V249L162 248H160V252L162 253V255H161V257L162 258H164V259H162V261H160L161 259V257L160 258H156L157 260H159L160 261V263L159 264H166V262L169 264H171V262H170V260L171 261H177L176 263L177 264H182V263H184V264H212V262H213V264H215V261H217L216 263L217 264H236L235 262L237 261V260H239V262H240V258H242V253H247L248 252V250L246 249V251L244 252L243 250H242V253L240 252V250L241 249H244V247H242L241 246V244H240V246H241V249L239 250V245H238V243H239V237H241L240 235H239V233H237V231H236V228H235V226H233L232 228H231V225L230 224H233V222H231V218H230V216L228 215L227 216V214H229V213H227L226 214V210L224 211V209H226V208H228V207H226V208H224L223 206H221L222 204V202L220 201V200H218V189L216 190L215 189V186H216V184H212V182L210 181L211 180V178L210 179H208L207 178V180L208 181H210L209 183L210 184H212L213 186H214V188L213 187H211L210 186V184L208 183V181H206V183H208L209 184V186H208V184H206V186H202L201 185V183H202V180H205L204 178H205ZM30 170V169H29ZM50 170V169H49ZM58 170V169H57ZM89 170V169H88ZM26 171V170H25ZM196 171V170H195ZM22 172V171H21ZM30 172V171H29ZM59 172V171H58ZM80 172V171H79ZM141 173H142V171H140ZM149 172V171H148ZM148 172H146L145 171V173L147 174V176L149 175L148 174ZM205 172V173H204ZM91 173V172H90ZM150 173V172H149ZM194 173V172H193ZM204 173V177L202 176V174ZM66 174V173H65ZM85 174V173H84ZM88 174V173H87ZM86 174V175H87ZM17 175V174H16ZM16 175H13L14 177L16 176ZM68 175V174H67ZM96 175V174H95ZM141 175V174H140ZM139 175V176H140ZM143 175H145L144 174V172H143ZM143 175H141V176H143ZM209 175H211V174H209ZM22 176H24V175H22ZM21 176V177H22ZM146 176V177H147ZM151 176V175H150ZM149 176V177H150ZM12 177V176H11ZM60 176H58V178H59ZM69 177V176H68ZM72 177V176H71ZM75 177V176H74ZM74 177H73V179H74ZM85 177V176H84ZM87 177H88V175H87ZM145 177V176H144ZM202 177V178H201ZM35 178V177H34ZM65 178H67V176L65 177ZM154 179H155V177H153ZM152 177L150 178V179H153ZM12 179H13V177H12ZM21 179V178H20ZM145 179V178H144ZM148 179V178H147ZM146 179V180H147ZM14 180H16L15 178H14ZM24 180V179H23ZM88 180V179H87ZM89 180H91V179H89ZM116 180V179H115ZM143 180V179H142ZM11 181V182H10ZM20 180L18 179V180H16V181H14V183L16 184L17 183V185H20V182H19ZM24 181H26V180H24ZM29 181V180H28ZM59 181H62V180H60L59 179ZM65 181V180H64ZM63 181V182H64ZM72 181V180H71ZM148 182H150L149 180H147ZM147 181H145L146 183H144L145 185H147L148 183H147ZM10 182V183H9ZM18 182H19V184H18ZM90 182V181H89ZM156 183L155 184H153L154 186L153 187H155V186H157L156 184H157V182H160V181H155ZM197 182H198V184H197ZM215 182V181H214ZM250 182V181H249ZM252 182L253 181H251V183H249L250 184V186H251V184H252ZM85 183V182H84ZM93 183V182H92ZM117 183V182H116ZM132 183V182H131ZM139 183V182H138ZM138 183L136 184L137 186H138ZM153 183V182H152ZM87 184V183H86ZM129 184V183H128ZM127 184V185H128ZM158 184H160V183H158ZM73 185V184H72ZM88 185V184H87ZM130 185L131 184H129V189H130ZM132 185H133V183H132ZM197 185V186H196ZM253 185H255V183L254 184H252V186ZM61 186V185H60ZM80 186V185H79ZM82 186V185H81ZM93 186V185H92ZM100 186V185H99ZM99 186H98V188H99ZM118 186V185H117ZM121 186H125L124 184L123 185H121ZM15 187H16V185H15ZM20 187V186H19ZM72 187V186H71ZM96 187V186H95ZM146 187V186H145ZM144 187V188H145ZM191 187H193V186H191ZM254 187V186H253ZM85 188V187H84ZM88 188V187H87ZM120 188V187H119ZM123 188V187H122ZM125 188V187H124ZM123 188V189H124ZM128 188V187H127ZM131 188H132V186H131ZM156 188V192H157V189H158V187H155ZM190 188V187H189ZM188 188V192H189V194H191L192 192L191 191H189L190 189H192V188H190L189 189ZM81 189V188H80ZM83 189V188H82ZM94 189V188H93ZM101 189V188H100ZM122 189V190H123ZM138 189V191L140 192V190ZM146 189H148V190H150L148 187H146ZM215 189V190H214ZM18 190V189H17ZM16 190V191H17ZM25 190V189H24ZM61 190V189H60ZM68 190H70V189H68ZM125 190V189H124ZM127 191H128V189H126ZM130 190H132V189H130ZM144 190V189H143ZM146 191V190H144V191H146V192H148L147 193V195L149 194V192L151 193V191ZM160 190V189H159ZM23 191V190H22ZM50 191V190H49ZM53 191V190H52ZM51 191V192H52ZM62 191V190H61ZM99 191V190H98ZM195 191H193L194 193H195ZM29 192V191H28ZM34 192V191H33ZM43 192V191H42ZM191 192V193H190ZM225 192V191H224ZM19 193V196H21L20 195V191L18 192ZM22 193V192H21ZM54 193V192H53ZM68 193V192H67ZM131 193V192H130ZM158 193V195H156V197H160L159 196V192H157ZM156 193V194H157ZM202 193H204V194H202ZM24 194V193H23ZM49 194V193H48ZM47 194V195H48ZM51 194V193H50ZM62 194V193H61ZM89 194V193H88ZM91 194V193H90ZM127 194V193H126ZM133 194H134V192H133ZM14 195V194H13ZM16 195V194H15ZM14 195V196H15ZM55 195V194H54ZM69 195V194H68ZM100 195H101V193H100ZM128 195V194H127ZM130 195H132V194H130ZM135 195L133 196V197H135ZM153 195V194H152ZM191 195H193V194H191ZM228 195V194H227ZM25 195H23V197H24ZM27 196V195H26ZM91 196V195H90ZM124 196H126V195H124ZM132 196H130V198H132ZM151 196V195H150ZM184 196V195H183ZM221 196V195H220ZM225 196H226V194H225ZM239 196H241V195H239ZM244 196V195H243ZM6 197V198H5ZM11 197H13V196H11ZM22 197V196H21ZM30 197V196H29ZM32 197V196H31ZM70 197V196H69ZM128 197V196H127ZM138 197V198H137ZM145 197V196H144ZM152 197V196H151ZM155 197V198H156ZM199 197V196H198ZM197 197V198H198ZM229 197V196H228ZM238 197V196H237ZM16 198V197H15ZM52 198V197H51ZM57 198V197H56ZM56 198H55V200H56ZM75 198V197H74ZM148 198V197H147ZM178 198H180V196L178 197ZM200 198V197H199ZM198 198V201L200 200ZM227 198V197H226ZM239 198H242V197H239ZM244 198V197H243ZM242 198V199H243ZM247 198V197H246ZM53 199H54V197H53ZM66 199V198H65ZM127 199V198H126ZM133 199V198H132ZM163 199V198H162ZM182 199H184V197H182ZM182 199L180 200L179 199V201L180 202H178L181 206L180 207H185V204H183V202H181L182 201ZM231 199V198H230ZM235 199V198H234ZM245 199V198H244ZM6 200H4V201H6ZM137 200H134L133 202H136V204H137ZM160 200V199H159ZM168 200H172V198H170L169 197V199ZM224 200V199H223ZM229 200V199H228ZM233 200V199H232ZM238 200V199H237ZM237 200H236V202H237ZM241 200V199H240ZM239 200V201H240ZM8 201V200H7ZM19 201H22L21 199L19 200ZM23 201H25V200H23ZM76 201V200H75ZM98 201V200H97ZM145 201H147L148 203H150L151 205L150 206H154L155 208L154 209H151V208H153V207H148L147 208V205L146 204H148V203H146L145 204ZM162 201V200H161ZM174 201V200H173ZM220 202V205L217 203V202ZM226 201V200H225ZM238 201V202H239ZM127 202V201H126ZM141 202V201H140ZM140 202L137 204V205H139L140 204ZM162 202H164L165 203V201H162ZM228 202H231V206H230V208H232V206H233V204L234 205H236L235 207H239V209L240 208H242V209H236L237 211H238V213H237V211H235V213H234V215H235V217L237 216L238 218H239V216L240 215H242L241 214V212L242 213H244V215H245V210L243 209L244 207H243V205L241 206V205H239L240 203H242V201L241 202H239V204H238V202L236 203L235 201L234 202H232V201H227L226 203H228ZM22 204H23V202H21ZM25 203V202H24ZM65 203V202H64ZM88 203V202H87ZM152 203H154V204H152ZM177 203V204H178ZM236 203V204H235ZM3 204H5V202L3 203ZM55 204V203H54ZM59 204V203H58ZM135 204V203H134ZM135 204V205H136ZM161 204V203H160ZM167 204H170L169 203V201L167 202ZM171 204H172V202H171ZM177 204H175V205H177ZM5 205H7V204H5ZM4 205V207H1V208H3V210H5L4 208H6V210H7V206H5ZM73 205V204H72ZM141 205L139 206V207H137V208H139L140 209V207H141ZM174 204L172 205V206H175ZM184 205V206H183ZM61 206V205H60ZM77 206H78V203H77ZM162 206H163V204L161 205V206H159V208H162ZM169 206V205H168ZM172 206H170V207H172ZM178 206V205H177ZM130 207V206H129ZM143 207V206H142ZM169 207V208H170ZM176 207V206H175ZM200 207V208H199ZM234 207V206H233ZM59 208V207H58ZM199 208V212H196L197 210L196 209H198ZM151 209V210H150ZM172 209V208H171ZM234 210H235V208H233ZM2 210V209H1ZM76 210V209H75ZM78 210V209H77ZM102 210V209H101ZM136 210H138V209H136ZM143 210V211H144ZM173 210V209H172ZM171 210V211H172ZM189 210V211H188ZM193 210V211H192ZM233 210V211H234ZM249 210H251V209H249ZM14 211V210H13ZM12 211V212H13ZM151 211H153V212H151ZM230 211V210H229ZM4 212H6V211H4ZM134 212H135V210H134ZM133 212V213H134ZM157 212V213H156ZM159 212H160V210H159ZM162 212V211H161ZM163 212H164V210H163ZM176 211H174L173 213H175ZM178 212H180V211H178ZM182 212V211H181ZM193 212V213H192ZM224 212H225V214H224ZM227 212H228V210H227ZM130 213V212H129ZM136 213L135 214H133V215H135L136 216ZM151 213V215H149V214ZM239 213H240V215H239ZM3 214V213H2ZM5 214V213H4ZM98 214V213H97ZM231 214H233V212L231 213ZM255 214V213H254ZM10 215V214H9ZM119 215V214H118ZM121 215V214H120ZM153 215V216H152ZM154 215H155V217H154ZM175 216H177L178 214H174ZM244 215H242L241 217H243V219H244V221L243 220H241V217L239 218V222L240 221H242V222H245V223H243V225H241V226H244L245 224V226H247V222H249V220H247L246 221V217L248 216V214L246 213V216H244ZM250 215V214H249ZM3 216H5V215H3ZM8 216V215H7ZM130 216H132L131 214H130ZM136 216V219H138V217ZM157 216H158V214H157ZM253 216V215H252ZM261 216V215H260ZM67 217V216H66ZM83 217V216H82ZM111 217V216H110ZM109 217V218H110ZM113 217H115V216H113ZM178 217V216H177ZM179 217H181L180 216V214H179ZM224 217H227L226 218V220L227 219H229L230 220V222H228L227 221V225L228 226H222V224H221V226H220V223L222 222V221H220V220H222ZM249 218H250V216H248ZM247 217V219H249ZM257 217H258V215H257ZM7 218H9V217H7ZM61 218V217H60ZM112 218V217H111ZM134 216H133V220H134ZM162 218V217H161ZM163 218H164V216H163ZM166 218V217H165ZM164 218V219H165ZM195 218V219H194ZM254 218V217H253ZM89 219V218H88ZM102 219V218H101ZM104 219V218H103ZM102 219V220H103ZM113 219V218H112ZM158 219V220H157ZM174 219H175V217H174ZM80 220V219H79ZM121 220V219H120ZM120 220H118V221H120ZM131 220V219H130ZM193 220H195L194 222H192ZM253 220V219H252ZM257 220H258V218H257ZM4 221V220H3ZM68 221H70V220H68ZM117 221V222H118ZM135 222H136V220H134ZM161 221H163V219H161ZM175 221H177V219L175 220ZM178 221H180V220H178ZM238 221V220H237ZM254 221H256L255 220V218H254ZM254 221H252L253 223H254ZM259 221V220H258ZM66 222V221H65ZM81 222H84L83 220L82 221H80V223H78V224H80V228L82 227L83 228V224L81 225ZM123 222V221H122ZM137 222H139V221H137ZM136 222V223H137ZM139 222V223H140ZM164 222V221H163ZM190 222V223H189ZM241 222V223H242ZM261 222V221H260ZM8 223H9V221H8ZM127 223V222H126ZM134 223V222H133ZM138 223V224H139ZM185 223V222H184ZM255 223H257V221L255 222ZM255 223L254 224H251V225H253V226H251V229H252V231L253 232H255V234L256 233H258V232H260L261 230H262V228L260 227V230L258 229H256L255 227ZM259 223V222H258ZM7 224V223H6ZM77 224V225H78ZM117 224H120V222L119 223H117ZM179 224V223H178ZM190 224H192V225H190ZM260 224V223H259ZM23 225V224H22ZM85 225V224H84ZM125 225V224H124ZM131 225H132V223H131ZM181 225H180V227H181ZM56 226H58V225H56ZM86 226L88 227V225L86 224ZM92 226V225H91ZM138 226H140V225H138ZM142 226L140 227V228H142ZM185 226V227H184ZM209 226H210V228L212 229L211 231H210V229H209ZM213 226V227H212ZM230 226V227H229ZM255 226V227H254ZM101 227V226H100ZM103 227V226H102ZM219 227H221V228H219ZM226 228L227 229V231H226V229H224V228ZM229 227V228H228ZM8 228H9V226H8ZM75 228V227H74ZM86 228V227H85ZM95 228V227H94ZM124 228H125V226H124ZM191 228V229H192ZM214 228H216V229H214ZM235 228V229H234ZM244 228H246L247 229V227H244ZM259 228V227H258ZM64 229H65V227H64ZM97 229V228H96ZM136 229H138V228H136ZM208 229V230H207ZM232 230V232H231V230ZM245 229V230H246ZM255 229H256V231H258V232H256L255 231ZM83 229H81L80 231H82ZM85 230H87V228L86 229H84L83 231H82V234H84L83 236L84 237H86L87 236V232H90L89 230L86 232ZM139 230V229H138ZM137 230V231H138ZM142 230V229H141ZM141 230H139V231H141ZM184 230V231H183ZM192 230V231H193ZM213 230H214V232H215V230H216V232L214 233L213 232ZM224 230V231H223ZM229 230H230V232H229ZM59 231V230H58ZM86 233H85V232ZM144 231H145V229H144ZM194 231H193V233H194ZM208 231H210V232H213V237H212V240H211V238H210V240H209V238H208ZM218 231V232H217ZM220 231H222V232H225V233H222V238H224L223 239V243L224 244H226V241L225 240H227V244H226V246H228V244L230 243L229 241H231V243H232V245H230L229 247H231L230 249H227L226 248V246H224V244L223 243H220L221 241H219V240H221V239H219L218 238V236H216L215 234H220L221 232ZM110 232V231H109ZM119 233H120V231H118ZM142 232V231H141ZM147 233H148V231H146ZM220 232V233H219ZM229 233V235H231L230 237H229V235H227V233ZM246 232H247V230H246ZM27 233V232H26ZM115 233V232H114ZM117 233V232H116ZM118 233V234H119ZM144 233V232H143ZM232 233V234H231ZM244 233V232H243ZM85 234H86V236H85ZM89 235H90V233H88ZM224 234V235H223ZM225 234H226V236H225ZM87 236V237H89L90 238V236ZM102 235H103V233H102ZM108 235V234H107ZM126 235V234H125ZM125 235H123V236H125ZM151 235V234H150ZM194 235V234H193ZM258 235V234H257ZM259 235H260V233H259ZM121 237H122V235H120ZM138 236V235H137ZM139 236H140V234H139ZM146 236H148L149 237V235L147 234V235H145L144 234V237H146ZM154 236V237H155ZM249 236H250V234H249ZM248 236V237H249ZM106 240L107 239H110L109 237H105V235L103 236ZM120 237V238H121ZM131 237V236H130ZM190 237V236H189ZM192 237V236H191ZM217 238V240H216V238ZM226 237V238H225ZM257 237H259V236H257ZM62 238V237H61ZM98 238H100V237H98ZM119 238V237H118ZM124 238V237H123ZM143 238V237H142ZM207 238H208V240H207ZM250 238H251V236L248 238V241H250ZM67 239V238H66ZM88 239V238H87ZM92 239V238H91ZM91 239H90V241L89 242H91ZM105 239H103V240H105ZM112 239V238H111ZM131 239V238H130ZM144 239V238H143ZM146 239H148V238H146ZM146 239H144V243H146L147 244V242L150 240L151 241V239H153L152 238V236L150 237V239H148L147 240V242L145 241ZM179 239H181V240H179ZM194 239V238H193ZM213 239H215V241L213 240ZM241 239L243 240V241H245V240H247V237L246 236H242L241 237ZM240 239V240H241ZM69 240H71V239H69ZM76 240V239H75ZM93 240V239H92ZM97 240V239H96ZM99 240V239H98ZM117 241L119 240V239H116ZM124 240H126V239H124ZM123 240V241H124ZM154 240V239H153ZM152 240V241H153ZM157 240H155V242L157 241ZM188 240H189V238H188ZM190 240H192V239H190ZM88 241V240H87ZM112 240H110V242H111ZM129 241V240H128ZM149 241V242H150ZM151 241V244L152 243H154V242H152ZM194 241H197V240H195L194 239ZM212 241V244L210 243ZM225 241V242H224ZM99 242H101V241H99ZM105 242H107V241H105ZM109 242V241H108ZM107 242V243H108ZM114 242H116V241H114ZM181 242H183V241H181ZM185 242V244H188V246H189V241H187V240H185L184 241ZM189 242V243H188ZM193 242V241H192ZM207 242H209V245H211L210 246V251H213L214 252V245L216 246V243H218V244H223V245H218V248H220V249H223L224 251H222V252H224V255L223 254H221V251H220V249L218 250V248L217 249H215L216 251H215V253H210V251H209V249L207 248V247H205V245H207L208 246V244H205V243H207ZM213 242H215V244L213 245ZM104 243V242H103ZM118 243H120V244H123V243H121L120 241L118 242ZM117 243V244H118ZM144 243H142V245L141 244H139V245H141L142 247H143V244ZM157 243H159V242H157ZM156 243V244H157ZM195 243V242H194ZM193 243V244H194ZM230 243V244H231ZM246 243V242H245ZM251 243V242H250ZM101 244V243H100ZM119 244V245H120ZM127 243H125V245H126ZM129 244V243H128ZM148 244H150V243H148ZM161 244V243H160ZM159 244V245H160ZM205 244V245H204ZM248 244V248H249V245H251V244H249V243H247ZM246 244V245H247ZM254 244V243H253ZM97 245V244H96ZM103 245V244H102ZM134 245V244H133ZM145 245V244H144ZM153 245V244H152ZM182 245H184V243L182 244ZM195 245V244H194ZM202 245L205 247V248H207V250L209 251H207L205 248H202ZM244 245V244H243ZM92 246V245H91ZM123 246H124V244H123ZM140 246V247H141ZM222 246H223V248H222ZM98 247V246H97ZM115 247V246H114ZM113 247V248H114ZM122 247V246H121ZM136 247V246H135ZM142 247H141V249H142ZM146 247V245L144 246V248ZM154 247V246H153ZM157 247H159V246H156V251L157 250H159V248H157ZM161 247V246H160ZM183 247H186L185 245L183 246ZM251 247V246H250ZM99 248V247H98ZM116 248V247H115ZM114 248V249H115ZM129 247H127L126 249H128ZM138 248V247H137ZM143 248V249H144ZM201 248V249H200ZM227 250H226V249ZM252 248V249H251ZM250 249H249V253H250V251H251V254H252V251H253V245H252V247H251ZM101 249V248H100ZM118 249H120L119 247H118ZM124 249V248H123ZM122 249V250H123ZM132 249H133V247H132ZM147 249V248H146ZM163 249V250H164ZM182 249V248H181ZM204 250L203 251V253L201 252V250ZM103 250V249H102ZM109 250V249H108ZM136 250V249H135ZM217 250H218V253H217ZM230 250V251H229ZM112 251V250H111ZM124 252H126V250H123ZM128 251V250H127ZM132 251V250H131ZM134 251V250H133ZM142 251V250H141ZM148 251H150V250H148ZM151 251H152V249H151ZM150 251V252H151ZM179 251V250H178ZM182 251H183V249H182ZM190 251V252H189ZM227 251H228V255H225V254H227ZM98 252H100L99 250H98ZM104 252V251H103ZM120 252V251H119ZM118 252V253H119ZM128 252H130V251H128ZM125 253V255L127 254H129V253ZM153 252L154 251H152L151 252V258H153L152 257V255H153ZM158 253H160L159 251H157ZM181 252V251H180ZM206 252H208V254L206 253ZM231 252V253H230ZM105 253L106 254H110L111 252H107V251H105ZM115 253V252H114ZM135 254V252H132V254ZM157 253V254H158ZM170 253H171V255L174 257L175 256V260H174V258H171V256H170ZM178 253V252H177ZM246 253H245V258L247 259V257L248 256H246ZM104 254V253H103ZM105 254V255H106ZM112 254H113V252H112ZM111 254V255H112ZM120 254V253H119ZM124 253L122 252V255H123ZM141 254V253H140ZM156 254V253H155ZM155 254H154V256H155ZM156 254V255H157ZM230 254V255H229ZM126 255V256H127ZM130 255H131V253H130ZM129 255V256H130ZM138 255V254H137ZM145 255V254H144ZM207 255H209V256H207ZM250 255V254H249ZM113 256V255H112ZM116 256V255H115ZM114 256V257H115ZM125 256V257H126ZM133 257H134V255H132ZM131 256V257H132ZM158 256V255H157ZM251 256V255H250ZM249 256V257H250ZM114 257L112 258V260L114 259ZM130 257V258H131ZM137 257V256H136ZM145 257H146V255H145ZM149 257V256H148ZM147 257V258H148ZM244 257V256H243ZM85 258V257H84ZM110 258L111 257H109V260H108V258H105V261H106V259L108 260V262L110 261L111 262V260H110ZM115 258H117V257H115ZM144 258V257H143ZM154 258V259H155ZM102 259V258H101ZM132 259V258H131ZM138 258H136L135 260H133L132 261V263L130 262V263H128V264H134L133 262L135 261V264L137 263L136 262V260H137ZM149 259V258H148ZM148 259L147 260H145V261H148ZM153 259V260H154ZM155 259V260H156ZM173 259V260H172ZM83 260V259H82ZM100 260V259H99ZM116 260V259H115ZM138 260H140V259H138ZM95 261V260H94ZM105 261H103V259H102V261H100V262H102V263H104ZM114 261V260H113ZM127 261V260H126ZM131 261V260H130ZM141 261V263H142V259L140 260ZM145 261H143V263H145ZM159 261H157V262H159ZM166 261V262H165ZM182 263H181V262ZM196 261H198V262H196ZM263 262H264V260H262ZM109 262V263H110ZM115 262H117V261H115ZM114 262V263H115ZM149 262L150 263H152V264H154L152 261H150L149 260ZM148 262V263H149ZM155 262V261H154ZM165 262V263H164ZM180 262V263H179ZM219 262V263H218ZM239 262H237V263H239ZM262 262V263H263ZM118 264H124V263H119V260H118V262H117ZM126 263V262H125ZM147 263V262H146ZM173 263H175V262H172V264ZM175 263V264H176ZM97 264V263H96ZM101 264V263H100ZM105 264V263H104ZM107 264V263H106ZM157 264V263H156Z\"/></svg>", "mask_w": 264, "mask_h": 264}]
</instances>
